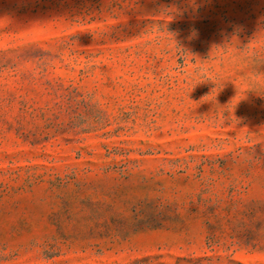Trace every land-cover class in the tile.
<instances>
[{
	"label": "rangeland",
	"instance_id": "1",
	"mask_svg": "<svg viewBox=\"0 0 264 264\" xmlns=\"http://www.w3.org/2000/svg\"><path fill=\"white\" fill-rule=\"evenodd\" d=\"M0 264H264V0H0Z\"/></svg>",
	"mask_w": 264,
	"mask_h": 264
}]
</instances>
